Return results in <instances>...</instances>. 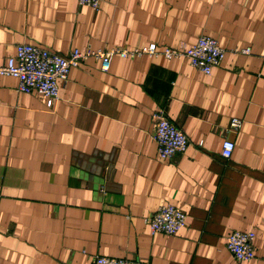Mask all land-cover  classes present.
<instances>
[{"label": "crops", "instance_id": "0c3cea01", "mask_svg": "<svg viewBox=\"0 0 264 264\" xmlns=\"http://www.w3.org/2000/svg\"><path fill=\"white\" fill-rule=\"evenodd\" d=\"M201 35L224 49L210 74L148 55L103 71L88 56L52 108L0 75V264H264V0H0V65L20 43L68 55ZM158 112L188 140L169 159L152 139ZM166 204L185 226L151 233L144 218ZM248 230L254 257L236 260L226 238Z\"/></svg>", "mask_w": 264, "mask_h": 264}, {"label": "built area", "instance_id": "2783aa9c", "mask_svg": "<svg viewBox=\"0 0 264 264\" xmlns=\"http://www.w3.org/2000/svg\"><path fill=\"white\" fill-rule=\"evenodd\" d=\"M79 4L88 5L93 9L99 7L100 0H78ZM243 54L249 53V48L238 50ZM121 58H136L142 55L162 56L165 59H179L187 61L204 74H210L212 68L217 66L223 56L216 39L201 35L197 41L187 48L164 47L158 50L154 43L137 46L134 48L114 47L107 50L80 52L72 50L68 55H61L46 48L29 43H20L16 46V53L7 58L4 65H0V75L13 76L17 79V91L30 93L37 92L46 99V107L52 108L58 99V80L66 81L70 68L76 67L84 58L93 56L101 61V69L108 70L112 56ZM155 128L152 139L157 146V154L162 159H169L175 154L185 151L188 144L186 135L162 112L154 114ZM241 120L232 118L230 129L237 130ZM234 149L231 140L224 139L221 146V156L230 158ZM144 221L148 224L151 233L173 235L179 232L186 222V215L181 208L166 204L157 208ZM254 232L234 231L226 238V248L236 260L247 261L254 257L253 239ZM92 264H148L143 260H127L97 255Z\"/></svg>", "mask_w": 264, "mask_h": 264}]
</instances>
